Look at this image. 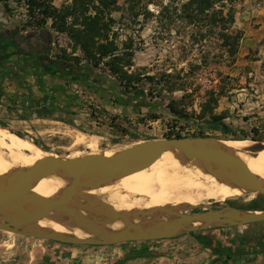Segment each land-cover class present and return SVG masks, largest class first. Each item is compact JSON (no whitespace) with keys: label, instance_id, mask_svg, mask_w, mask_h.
<instances>
[{"label":"rangeland","instance_id":"rangeland-1","mask_svg":"<svg viewBox=\"0 0 264 264\" xmlns=\"http://www.w3.org/2000/svg\"><path fill=\"white\" fill-rule=\"evenodd\" d=\"M186 1L116 0L108 36L120 52L127 45L132 65L128 72L139 76L124 93L102 63L92 67L67 35L50 27V21L28 19L25 0H0V37L9 32L27 36L38 27L48 35L45 59L73 67L72 75L61 78L51 67L25 56L2 59L0 129L16 142H27L37 152L60 159L110 154L174 135L264 146V0L233 5V29L242 33L233 60L223 55L211 31L186 24L180 9ZM70 3L50 1L56 9ZM216 120L224 131L213 129ZM203 205L213 210L264 211V196L203 200L197 210L169 208L155 218L153 211L129 214L136 215L134 220L141 225L160 222L162 215L199 211ZM232 230L245 234L251 253L264 259V222ZM21 237L0 231L4 244L25 238Z\"/></svg>","mask_w":264,"mask_h":264},{"label":"water","instance_id":"water-1","mask_svg":"<svg viewBox=\"0 0 264 264\" xmlns=\"http://www.w3.org/2000/svg\"><path fill=\"white\" fill-rule=\"evenodd\" d=\"M264 146H252L256 153ZM164 153L201 165L206 172L226 180L244 194L264 196V182L229 151L208 138H179L139 142L110 154L82 155L71 159L43 156L28 167L0 176V231L31 239L74 246H111L133 242L159 241L195 230L229 228L264 222V211L237 212L230 209L203 210L173 215L164 222L134 224L136 215L118 213L108 206L89 201L83 192L140 172ZM55 177L68 184L53 196L43 198L31 192L43 179ZM197 210L195 206L190 210ZM159 210L157 212H163ZM89 212L98 220L86 216ZM54 216L88 238H75L44 230L37 222ZM121 229L106 228L114 222ZM200 224L199 227H193Z\"/></svg>","mask_w":264,"mask_h":264},{"label":"bare ground","instance_id":"bare-ground-1","mask_svg":"<svg viewBox=\"0 0 264 264\" xmlns=\"http://www.w3.org/2000/svg\"><path fill=\"white\" fill-rule=\"evenodd\" d=\"M3 132V129H0V149L8 152L11 157L5 156L0 151V176L26 168L34 160L47 156L37 152L27 142H16L14 138ZM217 144L240 160L258 181L264 182V149L250 156L248 150L252 147V143L249 141L226 140L217 141ZM23 151L25 154L21 153ZM169 155L171 154L164 153L148 168L111 181L100 188L85 191L81 196L89 201L104 204L118 213L153 211L155 213H152V218H155L159 210L169 208L183 210L185 207L197 206L203 200L210 199L219 202L244 194L226 180L206 172L201 165L183 159L177 161L169 158ZM67 184V180L48 177L40 180L31 192L48 198ZM171 204L175 205L171 206ZM205 208L206 205H203V210ZM84 214L93 217L89 212H84ZM93 218L102 220L97 217ZM167 219H169L167 216L162 215L159 221L164 222ZM131 222L137 224L138 220H131ZM37 226L66 236L88 238L87 235L54 216L39 220ZM199 226L200 224L193 225L195 228ZM106 228L117 230L121 229L122 225L116 221L107 225Z\"/></svg>","mask_w":264,"mask_h":264},{"label":"trees","instance_id":"trees-1","mask_svg":"<svg viewBox=\"0 0 264 264\" xmlns=\"http://www.w3.org/2000/svg\"><path fill=\"white\" fill-rule=\"evenodd\" d=\"M51 0H25V10L28 19L43 24L50 21V27L58 33L65 34L72 44L79 50L84 60L92 67L102 63L109 75L116 77L119 86L124 93L131 90V85L139 79L134 73L128 72L132 67L131 54L127 45H122V52L109 39L110 14L117 9L116 0H71L68 5H61L56 9L50 5ZM240 0H187L180 6L183 19L186 24L195 30H209L214 35L217 47L223 55L233 60L242 33L233 29L234 8L233 5ZM38 24V25H40ZM38 43L43 41L42 54H32L27 58L40 64L51 67L55 74L61 78L73 74V67L59 60L45 59L48 49V35L38 31L33 34L19 36L15 32H9L0 37V61L12 55H26L23 52H5V47H17L16 41L24 40ZM149 77H147L148 79ZM150 80V79H149ZM134 91V90H133ZM137 97L144 101L142 92ZM170 113H174L171 109ZM213 129L225 130L224 126L214 121ZM2 126V125H0ZM225 133V132H223ZM17 137H19L16 134ZM179 139L178 135L166 137V139ZM197 138H203L199 135ZM34 145L40 148L34 143Z\"/></svg>","mask_w":264,"mask_h":264},{"label":"crops","instance_id":"crops-1","mask_svg":"<svg viewBox=\"0 0 264 264\" xmlns=\"http://www.w3.org/2000/svg\"><path fill=\"white\" fill-rule=\"evenodd\" d=\"M253 212V211H252ZM202 229L178 238L111 246H68L41 239L0 241V264H264L238 228Z\"/></svg>","mask_w":264,"mask_h":264},{"label":"flooded vegetation","instance_id":"flooded-vegetation-1","mask_svg":"<svg viewBox=\"0 0 264 264\" xmlns=\"http://www.w3.org/2000/svg\"><path fill=\"white\" fill-rule=\"evenodd\" d=\"M17 44L16 46L17 47H10V46H7L5 47V52L9 53V52H15V51H21L23 52L25 55V57L27 56H31L32 54H42L43 52V41H39L38 43H34L33 41H30L28 40V38H25L24 40H20L19 42L16 41ZM21 56H24V55H21Z\"/></svg>","mask_w":264,"mask_h":264}]
</instances>
